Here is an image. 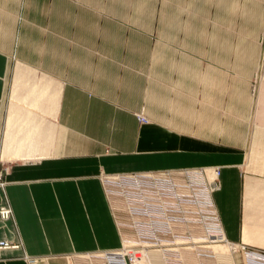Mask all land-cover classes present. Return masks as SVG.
Listing matches in <instances>:
<instances>
[{"label":"crops","instance_id":"crops-1","mask_svg":"<svg viewBox=\"0 0 264 264\" xmlns=\"http://www.w3.org/2000/svg\"><path fill=\"white\" fill-rule=\"evenodd\" d=\"M175 7L156 33L150 0H0V264L119 248L103 174L215 166L241 263L264 253V0Z\"/></svg>","mask_w":264,"mask_h":264},{"label":"built area","instance_id":"built-area-1","mask_svg":"<svg viewBox=\"0 0 264 264\" xmlns=\"http://www.w3.org/2000/svg\"><path fill=\"white\" fill-rule=\"evenodd\" d=\"M220 177L218 166L103 174V188L122 244L92 254L91 264H153L149 255L154 251L163 253L166 264H189L185 251L199 259L195 264H218L211 248L217 244L231 248L236 263L242 264L241 252L246 253V247L227 238L214 202ZM11 215V207L0 208L2 218ZM19 246L0 242V248ZM27 258L30 264H47L45 259ZM249 258L253 264H264V253L249 251Z\"/></svg>","mask_w":264,"mask_h":264},{"label":"rangeland","instance_id":"rangeland-1","mask_svg":"<svg viewBox=\"0 0 264 264\" xmlns=\"http://www.w3.org/2000/svg\"><path fill=\"white\" fill-rule=\"evenodd\" d=\"M150 1H151V9H152V17H153L152 18V24H153L152 31L158 33L160 15L162 11L164 10L165 13H168L169 15L175 14L176 13L175 12L176 11V7H175L176 0H150ZM248 9L250 10L251 7L249 6ZM205 14H207V8L205 9ZM8 170H9V167L5 165L3 162H0V187L4 188L6 186V175H7ZM218 247H224V246H218ZM226 250L228 251V248L224 247V251ZM227 255L231 257L230 260L229 258L228 259L226 258L227 256L225 257L229 261L230 264H237L235 256H233V254L228 252Z\"/></svg>","mask_w":264,"mask_h":264},{"label":"bare ground","instance_id":"bare-ground-1","mask_svg":"<svg viewBox=\"0 0 264 264\" xmlns=\"http://www.w3.org/2000/svg\"><path fill=\"white\" fill-rule=\"evenodd\" d=\"M218 246H224V247L228 248V251L227 250L224 251V247H218ZM211 248L216 255V259H215L216 261L215 262H217L218 264H230L227 259L229 258V260H230L231 257H229L230 254L229 255H227V254H228V252H230L234 256L233 250L231 248H229L223 244H217V245L212 246ZM215 249L217 250L218 253L216 252ZM183 256L185 259L189 260V264H195V262H197L199 260L197 257H195V254L192 251L183 252ZM149 257L151 260H153L152 261L153 264H166L164 255L161 252H157V251L151 252Z\"/></svg>","mask_w":264,"mask_h":264}]
</instances>
